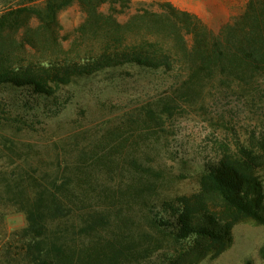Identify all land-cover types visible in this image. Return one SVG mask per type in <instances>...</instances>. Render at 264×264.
Wrapping results in <instances>:
<instances>
[{"label":"rangeland","instance_id":"obj_1","mask_svg":"<svg viewBox=\"0 0 264 264\" xmlns=\"http://www.w3.org/2000/svg\"><path fill=\"white\" fill-rule=\"evenodd\" d=\"M255 1L131 0L122 14L103 7L102 18L93 21L72 6L59 14L54 35L34 20L29 32L6 44L0 61L12 68L92 72L49 98L0 86V264H26L20 250L24 206L35 195L36 179L47 187L62 181V197L87 203L85 210L102 219L95 240L128 250L120 264H264V221L236 224L220 254H202L193 237L178 241L170 234L180 200L199 192L205 170L225 153H261L264 96L254 86L223 84L215 73L188 78L186 51L162 7L196 16L217 35ZM181 34L189 49L193 37ZM143 42L170 51L177 66L168 72L135 65L93 71L115 48ZM260 163L264 195V159Z\"/></svg>","mask_w":264,"mask_h":264},{"label":"trees","instance_id":"obj_2","mask_svg":"<svg viewBox=\"0 0 264 264\" xmlns=\"http://www.w3.org/2000/svg\"><path fill=\"white\" fill-rule=\"evenodd\" d=\"M130 4L131 0H0V58L6 44L15 43L13 39L20 32H29L34 20L54 35L59 14L72 6H78L87 20L93 21L102 18L103 7L119 15L129 9ZM162 7L170 13L177 40L186 51L188 78L215 73L223 84L254 86L258 97L263 98L264 0L250 2L242 17L224 26L217 35L196 16L170 4ZM107 19L114 20L116 25L114 16ZM161 25L164 30L168 28L165 23ZM181 32L193 37L189 49ZM25 38L30 42L28 34ZM115 49L97 61L93 71L135 65L168 72L177 66L176 57L155 43ZM91 72L69 66L61 71L33 72L12 68L0 61V86L28 88L36 95L49 98L55 89ZM232 94L237 99L243 98L242 94ZM260 152L255 154L243 149L237 156L225 153L216 165L205 170L200 177L199 192L191 199L180 200L171 225L172 237L178 241L193 237L196 249L202 254L209 250L220 254L230 243L231 230L236 224L246 220L263 223L264 195L257 169L264 159V144ZM34 182L35 195L24 206L26 226L20 250L26 264H120L121 259L129 256L124 247L109 249L108 245L102 246L95 240L102 219L85 210L84 200L62 197V181L56 179L48 187L37 179ZM154 225L162 230L160 222L155 220Z\"/></svg>","mask_w":264,"mask_h":264}]
</instances>
